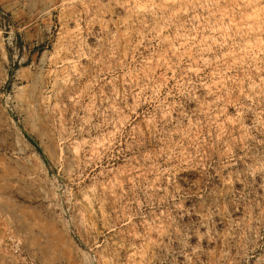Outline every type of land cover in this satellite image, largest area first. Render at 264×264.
<instances>
[{
	"label": "rangeland",
	"instance_id": "rangeland-1",
	"mask_svg": "<svg viewBox=\"0 0 264 264\" xmlns=\"http://www.w3.org/2000/svg\"><path fill=\"white\" fill-rule=\"evenodd\" d=\"M0 264H264V0H0Z\"/></svg>",
	"mask_w": 264,
	"mask_h": 264
},
{
	"label": "bare ground",
	"instance_id": "bare-ground-1",
	"mask_svg": "<svg viewBox=\"0 0 264 264\" xmlns=\"http://www.w3.org/2000/svg\"><path fill=\"white\" fill-rule=\"evenodd\" d=\"M136 11H138V13H139V12H142L143 10L141 11V10L137 9ZM136 11L134 10V13H135ZM149 12H150V11H149ZM149 12H148V13H149ZM134 13H133V14H134ZM138 13H137V14H138ZM144 13H145V12H144ZM142 14H143V12H142ZM134 15H135V14H134ZM138 15L141 16V13H139Z\"/></svg>",
	"mask_w": 264,
	"mask_h": 264
}]
</instances>
